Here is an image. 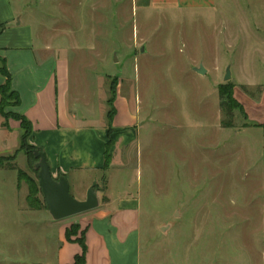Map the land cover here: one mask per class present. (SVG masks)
<instances>
[{
    "label": "rangeland",
    "instance_id": "obj_1",
    "mask_svg": "<svg viewBox=\"0 0 264 264\" xmlns=\"http://www.w3.org/2000/svg\"><path fill=\"white\" fill-rule=\"evenodd\" d=\"M213 2L212 9H174L152 0H0L3 31L22 18L57 37L79 112L106 120L113 84L135 117L141 149L131 160L118 156L110 179L117 193L123 185L140 191V264H264V129L245 128L218 94L230 84L233 95L236 84L257 96L264 0ZM9 34L0 33V43ZM14 109L1 110L11 117ZM0 127V162L9 158L37 180L20 129ZM26 181L17 186V171L0 169V264H56L59 227L77 240L90 212L57 222L46 209L30 210Z\"/></svg>",
    "mask_w": 264,
    "mask_h": 264
},
{
    "label": "crops",
    "instance_id": "obj_2",
    "mask_svg": "<svg viewBox=\"0 0 264 264\" xmlns=\"http://www.w3.org/2000/svg\"><path fill=\"white\" fill-rule=\"evenodd\" d=\"M152 3L159 8H214L213 0H152ZM6 31L10 34L0 43V57L5 59L11 87L20 97V105L13 112L24 116L31 124L30 145L41 150L54 178H66L77 200L85 199L92 184L98 187L103 182L102 189L97 191V197L101 193L103 202L98 197V207L90 211V218L81 221L86 248L84 264H140V191L123 185L117 193L110 179L118 156L120 160L122 157L127 160L128 155L131 160L134 149L137 153L141 149L139 133L132 130L136 127L135 117L125 110V101L119 92L110 127L108 105L106 122L101 124L90 114L79 112L71 105L70 67L66 54L61 52L62 47L53 45L57 37H48L49 30L45 26L36 29L22 18L3 33ZM2 83L3 79L0 85ZM232 85L233 96L245 114V128L264 129L261 127L264 126V81L254 82L258 93L253 98L240 93L236 84ZM2 124H6L2 128L7 133L18 127L22 136L15 118L9 117L0 126ZM109 142L110 163L104 169ZM129 161L124 162L123 167ZM59 228L56 264H72L81 249L77 243L66 241L65 225Z\"/></svg>",
    "mask_w": 264,
    "mask_h": 264
},
{
    "label": "trees",
    "instance_id": "obj_3",
    "mask_svg": "<svg viewBox=\"0 0 264 264\" xmlns=\"http://www.w3.org/2000/svg\"><path fill=\"white\" fill-rule=\"evenodd\" d=\"M3 29H4V25L0 24V33L3 32ZM0 76L3 79V83L0 85V116L2 117V119H4L6 121L9 117L3 115L2 114L3 112L1 109L5 108V107H13V108L19 107L20 97H19V94L16 91H14L11 87V75H10L9 71L7 70L5 59L1 58V57H0ZM109 90H110V97L107 100V105H108L107 122H108V126L110 127L112 118L115 114V111L112 108V102L114 100L115 91H116L115 85L110 84ZM218 94H219L220 99L222 100L221 103H222V108L224 111H226V112L230 111L228 108V106L230 104V105L234 106V108H237L240 111V113L242 114L243 118L245 119V114H244L243 109L241 108L240 104L238 102H236L233 98L232 86L230 84L220 85L218 87ZM224 97H225V99H224ZM10 115L12 118H15L16 120L19 121L20 128L22 129V136L20 139V148L22 150H25L27 156H32L33 159H35L34 155H33V151L41 152V150L36 148V147H33V146H31L30 149L29 148L27 150L25 149L26 145H27L26 139H28L30 134H31V124L22 115H19L16 113H12ZM2 126L5 127L6 124H2ZM261 127L264 128V126H261ZM109 148H110V142L107 143V147H106V151H105L104 169H107L109 166V163H110ZM0 168L8 169V170H16L17 171L18 185L22 181L27 180L26 185H27L28 191H27V196H26L25 200H26V204L30 210L38 211L41 208L46 209L44 203L39 198V195H41V194H40V190L38 187L37 180L24 178V173L20 169H17L15 164L10 162L9 158H7V159L5 158L3 162H0ZM36 175H37V170L35 169V176ZM36 179H37V177H36ZM74 227L75 226H73V228ZM71 236H73L72 230L66 229L64 232V237H65L66 241L67 242H75L81 247V254L74 257L72 264H84L85 249H86L85 244H84V233H83V237H81L77 240L76 239L71 240Z\"/></svg>",
    "mask_w": 264,
    "mask_h": 264
},
{
    "label": "water",
    "instance_id": "obj_4",
    "mask_svg": "<svg viewBox=\"0 0 264 264\" xmlns=\"http://www.w3.org/2000/svg\"><path fill=\"white\" fill-rule=\"evenodd\" d=\"M198 74H204V69L197 70ZM230 75L226 71L225 80H229ZM34 158L37 160L35 169L37 170V182L40 194L45 205L46 211L54 221H62L73 216L84 214L95 210L98 205V187L92 184L82 201L76 200L69 190V184L64 176L54 178L42 152L33 151Z\"/></svg>",
    "mask_w": 264,
    "mask_h": 264
}]
</instances>
